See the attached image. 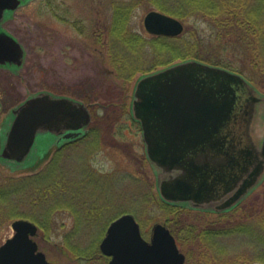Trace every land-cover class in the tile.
Listing matches in <instances>:
<instances>
[{"label": "rangeland", "instance_id": "obj_1", "mask_svg": "<svg viewBox=\"0 0 264 264\" xmlns=\"http://www.w3.org/2000/svg\"><path fill=\"white\" fill-rule=\"evenodd\" d=\"M115 3L131 5L129 28L146 39L152 37L145 28L144 18L151 10H161L157 9L154 0H29L16 10L8 11L1 23L5 32L21 39L26 45L29 61L24 71L37 72L33 91L48 89L52 94L72 96L83 101L87 98L92 114L89 128L96 127L99 130L97 136L87 132L71 141L59 140L58 136L41 132L34 141L31 153L23 162L0 158L1 189L5 186L13 187L11 184L14 183L20 187L18 183L43 170L39 166L45 168L48 162V165L52 163L60 149H63L64 154L60 160L66 164L69 178L82 174L78 179L87 194L84 193V198H90L88 205H79L71 199L73 195L70 194L71 196L59 201L69 203V209L55 208L51 213L52 217H46L47 221L45 217L41 218L46 227L39 226L35 239L52 264H109V258L100 249L92 252L90 246L92 242L99 246L110 222L126 212L136 216L147 239L152 235L153 225L159 222L166 224L167 219L178 218L184 224H194L198 228L206 225L224 228L264 215V177L247 203L245 199L250 195L243 200L242 205L227 213L195 210L181 204L178 210L170 211L161 204L157 190L159 170L146 157L141 125L131 112L136 82L146 71L137 72L131 81L123 83L109 58L108 26ZM182 21L184 31L194 22L201 29H209V24L203 18L197 20L192 17ZM150 61L147 59V62ZM144 66L148 69L150 64ZM167 66L160 65L150 73ZM3 73L0 70V77ZM252 85L256 87L257 95L264 96L262 85ZM86 90L90 93H81ZM22 91L14 100L0 83V92L5 95L0 109V150L11 125V108L28 96L26 89ZM124 95L128 102L127 111L122 109ZM92 108H96L94 114ZM255 110L253 134L254 139L259 141L264 138V99H261ZM49 156L50 161L45 162ZM69 181V188L75 192V179ZM20 190L11 199L15 204L18 203L20 210H31L37 215L36 218L47 211L45 206L29 205V202L37 200V192L32 194L31 189L28 190L29 193ZM41 193L49 194L45 202L49 209L50 204H56L54 200L57 198L50 197L47 188ZM91 197L94 201H91ZM91 206H98V213L88 210ZM13 212L10 201L5 204L4 210L0 208V245L14 234L12 222L15 219L26 218L38 222L37 219L24 216L9 217ZM77 219L80 220V225H77ZM244 237L224 236L221 238V246L229 249V256L236 260L234 264H263L258 260L262 256L261 250L252 245L256 236H252V240ZM185 243L186 245L178 243L181 251L187 255L184 264H202L201 256L205 252L202 244L190 237Z\"/></svg>", "mask_w": 264, "mask_h": 264}, {"label": "water", "instance_id": "obj_2", "mask_svg": "<svg viewBox=\"0 0 264 264\" xmlns=\"http://www.w3.org/2000/svg\"><path fill=\"white\" fill-rule=\"evenodd\" d=\"M24 1L0 0V22ZM144 25L156 35L176 36L185 28L177 17L156 9L146 14ZM25 50L14 36L0 32V63L22 64ZM132 96V116L141 124L147 157L159 170L164 200L223 211L262 180L264 138L254 139L253 124L264 96L243 75L188 59L140 77ZM12 112L0 156L18 162L28 158L39 133L75 138L92 119L83 101L45 91ZM223 185L227 193L222 195ZM211 192L220 196L212 198ZM12 227L13 236L0 245V264H52L34 238L35 222L18 218ZM152 229L147 239L135 215L126 212L110 223L101 252L109 264H184L187 256L170 229L163 223Z\"/></svg>", "mask_w": 264, "mask_h": 264}, {"label": "trees", "instance_id": "obj_3", "mask_svg": "<svg viewBox=\"0 0 264 264\" xmlns=\"http://www.w3.org/2000/svg\"><path fill=\"white\" fill-rule=\"evenodd\" d=\"M154 2L157 9L174 15L178 19L188 20L195 17L198 20L203 18L209 24V29H201L199 24L194 22L180 35H152L150 39H146L142 34L133 32L129 28L128 23L132 6L115 3L113 5L112 20L108 26V35H110L109 58L112 66L117 68L118 77L122 79L123 83L127 84L131 81L137 72L146 71L147 73L160 65L167 66L177 61L198 59L239 72L252 83H258L259 86L262 85L264 88V0H154ZM146 57L151 61L147 62ZM147 63L150 64L148 69L144 66ZM81 93L87 95L90 92L86 90ZM125 96L121 103L122 109L127 111L128 102ZM84 101L86 102L88 99L85 98ZM111 104L109 103V105ZM95 109L92 108L93 114ZM91 132L97 136L99 130L96 127L89 128L88 133ZM62 150H59V154L53 159L54 161L49 165L47 164L43 170L18 183L20 187L15 185L17 183H14L11 184L14 185L13 187L0 188V208L4 210L5 204H8L9 201L13 207L14 212L9 217L24 216L37 219L36 224L46 227L41 218L45 217L47 221L49 217H52L51 213L55 208L56 210L61 207L69 209V203L66 201H64L65 205L62 204L64 202L59 203L61 198L73 195L71 199L77 201L79 205L80 203L88 205L90 198H84L86 191L81 187L82 183L78 179L82 174H75V176L69 178L66 164L64 165L60 160L64 155ZM70 179L76 181L73 186L77 188L75 192L69 188ZM45 188L48 189L50 197L55 196L57 198L54 200L56 204H50V209L45 203L49 194L41 193ZM20 189H23L22 191H25V193L30 189L32 194L37 192V200L29 202V205L45 206L47 211L36 218L37 215L30 212L31 210H20L17 207L18 203L15 204L13 200L11 201L12 196ZM252 194L251 192L250 196L245 199L246 201L244 200L245 203L253 197ZM91 199V201H94L92 197ZM159 200L170 211L178 210L181 207L161 198ZM241 203L229 211L236 209L239 205H242ZM99 209L98 206H91L88 210L98 213L97 210ZM76 215L78 218V213ZM79 221L77 219V225H80ZM166 221V225L181 245H186L185 242L189 240V237L195 241L198 240L202 244L201 247L205 250L201 256L202 264H234L236 260L229 256V249L221 246V242L223 243L221 238L243 235L249 237L250 240H252V236H256V241H253V244L251 241V244L253 248L261 250L262 256L258 257V260L264 264V215L257 216L255 220L243 222L237 226H226L224 228H213L208 225L198 228L194 224H184L178 218L167 219ZM97 249H100V247L92 242L90 250L93 252Z\"/></svg>", "mask_w": 264, "mask_h": 264}, {"label": "flooded vegetation", "instance_id": "obj_4", "mask_svg": "<svg viewBox=\"0 0 264 264\" xmlns=\"http://www.w3.org/2000/svg\"><path fill=\"white\" fill-rule=\"evenodd\" d=\"M5 30H3L2 24H0V32H4ZM21 41V43L23 44L25 50V54L23 57V62L22 64H17L14 61H9L6 63H0V70L4 71L2 77H0V83L3 84L5 92H8L9 94H11V97H13L12 99H17L19 97V94L23 93L22 90L26 89L28 96L23 99L18 101V104L16 106H18L19 104H21L24 100H26L28 97H31L41 91H48V89H38V90H34L33 89L36 87L34 84L37 82V72L34 70V72L32 70H28V71H24L25 66L27 64L28 60V50L26 48V45L22 42L21 39H18ZM41 61V60H40ZM42 63V61H41ZM29 64V63H28ZM50 91V90H49ZM51 92V91H50ZM4 93L0 92V109H2L3 106V98H4ZM260 102V101H259ZM258 102V103H259ZM14 106L13 108H11V111L16 107ZM10 111V112H11ZM12 113V118H13V112ZM48 134V133H46ZM49 136H51V134H49ZM49 140V139H48ZM60 140H63L62 138H60ZM3 145H1L2 148ZM1 151V150H0ZM50 150L48 149L47 152H49ZM44 158V157H43ZM47 160H45V162L50 161V156L46 158ZM49 163V162H48ZM47 163V164H48ZM43 164V163H42ZM41 164V165H42ZM39 169L44 168L43 167H38ZM221 194L223 195L224 193L226 194L227 191L224 189V185L221 188H219ZM222 190V191H221ZM212 192L209 194L211 195ZM220 193L216 192L215 194H212V198L216 197V195L218 196ZM220 196V195H219ZM216 207H220L219 205H215ZM204 209V208H201ZM209 209V208H206Z\"/></svg>", "mask_w": 264, "mask_h": 264}]
</instances>
